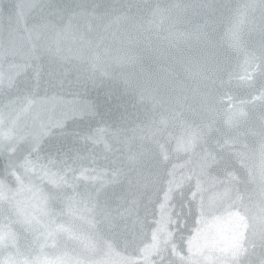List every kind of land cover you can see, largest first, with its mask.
<instances>
[{
  "label": "water",
  "instance_id": "obj_1",
  "mask_svg": "<svg viewBox=\"0 0 264 264\" xmlns=\"http://www.w3.org/2000/svg\"><path fill=\"white\" fill-rule=\"evenodd\" d=\"M0 264H264V0H0Z\"/></svg>",
  "mask_w": 264,
  "mask_h": 264
}]
</instances>
